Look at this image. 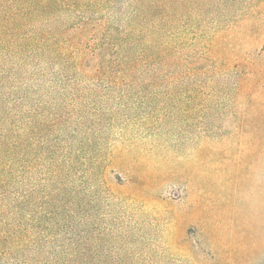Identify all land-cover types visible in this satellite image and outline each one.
Wrapping results in <instances>:
<instances>
[{
    "label": "rangeland",
    "instance_id": "rangeland-1",
    "mask_svg": "<svg viewBox=\"0 0 264 264\" xmlns=\"http://www.w3.org/2000/svg\"><path fill=\"white\" fill-rule=\"evenodd\" d=\"M194 1L180 32L200 34L197 56L215 51L202 85L23 65L0 88L19 135L25 258L264 264V0Z\"/></svg>",
    "mask_w": 264,
    "mask_h": 264
},
{
    "label": "trees",
    "instance_id": "trees-1",
    "mask_svg": "<svg viewBox=\"0 0 264 264\" xmlns=\"http://www.w3.org/2000/svg\"><path fill=\"white\" fill-rule=\"evenodd\" d=\"M197 6L194 0H0V88L23 65L56 69L69 81L165 78L202 85L215 51L197 56L190 45L200 34L180 32ZM244 85L240 80V93ZM217 86L211 82L196 92L213 95ZM18 137L15 125L0 118V264H61L23 256L28 244L18 217Z\"/></svg>",
    "mask_w": 264,
    "mask_h": 264
}]
</instances>
